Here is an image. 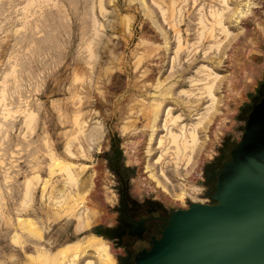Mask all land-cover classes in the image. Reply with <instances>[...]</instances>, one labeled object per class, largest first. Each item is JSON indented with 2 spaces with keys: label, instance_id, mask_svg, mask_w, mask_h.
I'll return each instance as SVG.
<instances>
[{
  "label": "rangeland",
  "instance_id": "374dc122",
  "mask_svg": "<svg viewBox=\"0 0 264 264\" xmlns=\"http://www.w3.org/2000/svg\"><path fill=\"white\" fill-rule=\"evenodd\" d=\"M228 4L239 10L226 37L213 16L221 0H0V264H69L58 250L91 234L119 264L120 175L129 200L163 213L207 203L204 174L240 141L242 114L264 87V0ZM206 68L217 75L213 104ZM163 86L174 101L154 118ZM203 114L187 162L170 135ZM82 253L74 264H99Z\"/></svg>",
  "mask_w": 264,
  "mask_h": 264
},
{
  "label": "water",
  "instance_id": "95a60500",
  "mask_svg": "<svg viewBox=\"0 0 264 264\" xmlns=\"http://www.w3.org/2000/svg\"><path fill=\"white\" fill-rule=\"evenodd\" d=\"M229 157L214 176L213 203L172 210L134 264H264V98Z\"/></svg>",
  "mask_w": 264,
  "mask_h": 264
},
{
  "label": "bare ground",
  "instance_id": "6f19581e",
  "mask_svg": "<svg viewBox=\"0 0 264 264\" xmlns=\"http://www.w3.org/2000/svg\"><path fill=\"white\" fill-rule=\"evenodd\" d=\"M240 3V2H239ZM221 4L222 6L225 8H223V10L221 11V13H216L214 12L213 13V16H214V19L215 21H217L219 24L222 25V29L225 33V36L227 37L230 33L229 30H228V27H226L225 25V21H229L231 20L234 16L237 14L236 12V9H238V7L234 8V10H230V6L228 4V0H221ZM237 6V5H236ZM201 9V8H200ZM230 10L227 14L225 11L227 10ZM239 10V9H238ZM217 11H220V10H217ZM240 12V11H238ZM162 13V12H161ZM244 14V12H242ZM240 16L241 13H238ZM212 15V14H211ZM210 15V16H211ZM244 15H247V14H244ZM200 19V18H199ZM238 19H239V16H238ZM244 20V19H243ZM199 22V21H198ZM217 23V24H218ZM230 23V22H229ZM208 24V23H207ZM216 24V23H215ZM218 24V25H219ZM219 27V26H218ZM201 37V36H200ZM170 38V37H169ZM177 38V36H176ZM186 39V38H185ZM203 39V38H202ZM184 40V39H183ZM178 42V41H177ZM185 42V41H184ZM203 43V42H201ZM217 43V42H216ZM177 44V43H176ZM180 44V43H179ZM184 44V43H183ZM189 44V42H188ZM205 44V43H204ZM209 44V43H208ZM216 45V44H215ZM180 46V45H179ZM217 47V46H216ZM208 48V47H207ZM180 49V48H179ZM182 49V48H181ZM180 49V50H181ZM179 50V51H180ZM206 50V49H205ZM211 49H209L210 51ZM217 50V49H216ZM210 53V52H209ZM188 55V54H186ZM206 55V53H205ZM189 56V55H188ZM196 56V55H195ZM207 56V55H206ZM176 58V57H175ZM194 58V57H193ZM215 58V57H213ZM218 58V56H217ZM176 61V60H175ZM192 62V61H191ZM174 67V66H173ZM176 67V66H175ZM207 69V68H206ZM171 70V69H170ZM208 70V74H206L207 76L203 79V80H207V83L205 85V92H206V95L208 96V98L211 100V103L213 104L216 100L215 98V94H214V91H215V83H216V79H217V75H215V73H213V71L211 69H207ZM191 83V82H190ZM195 84V83H194ZM158 85V84H157ZM163 85V84H162ZM159 86V85H158ZM204 86V85H203ZM160 88V87H159ZM164 88V86H163ZM161 88V92L159 94V98L157 99H154L152 102L154 104L153 106V110H152V115L154 118H156L157 116V110L159 108V105L163 104L165 101H174V97H173V93H171V89H172V86L168 87V88ZM159 90V89H158ZM200 90V89H199ZM203 90V88H202ZM175 91V90H174ZM184 93V92H182ZM187 93V92H186ZM193 95V94H192ZM186 96V95H185ZM168 97V98H166ZM188 98V97H187ZM174 103H178L177 101H175ZM187 104V103H186ZM211 104V105H212ZM162 106V105H161ZM186 106V105H185ZM152 108V107H151ZM161 110V108H160ZM208 111V110H207ZM160 115V114H159ZM166 116L167 117H170L172 121H176L178 119L181 120V116L177 115V116H173V113L171 112V109L168 108L167 111H166ZM150 117V116H148ZM206 117V114H203L201 115V117L199 118V122H197L195 125H192L189 129H187L186 127L184 128V126H179L178 125V128L180 130V134L179 135H174V134H171L173 131L169 130V134L171 136V143H173L175 145V151L177 152L176 154H180L182 155L184 153V155H186V161L189 162L192 158H193V154L195 153V147L198 145V134H197V127L201 124L202 120L205 119ZM147 118V117H146ZM159 118V117H158ZM153 119V118H152ZM148 120V119H147ZM150 120V118H149ZM156 120V119H154ZM77 121V120H76ZM75 121V122H76ZM79 121V120H78ZM148 122V121H147ZM179 122V121H177ZM82 123V122H81ZM151 123V121L149 122ZM76 124V123H75ZM77 124L81 125L80 123L77 122ZM155 124V123H154ZM172 125V123L170 124V126ZM182 125V124H181ZM77 126V125H76ZM82 126V125H81ZM153 126V125H152ZM152 126L150 125V127L152 128ZM169 126V125H168ZM78 128V126H77ZM167 129L169 127H166ZM154 129V128H153ZM155 130V129H154ZM80 131V130H79ZM153 132V130H151ZM81 132V131H80ZM168 132V130H167ZM175 133V132H174ZM153 135V134H152ZM152 138V136H150ZM166 137V136H165ZM170 138V137H168ZM173 145V146H174ZM164 151V150H163ZM184 157V156H183ZM188 164V163H187ZM70 166V169L71 168V165ZM179 168V167H178ZM69 169V168H68ZM68 176L70 179H72L73 181L70 182L72 184H75V179L77 180V178L74 177L73 175V172L69 171L68 172ZM69 180V179H68ZM69 182V181H68ZM154 183V182H153ZM78 184V183H76ZM70 185V184H69ZM141 186L144 187V188H147V183L146 182H142L141 183ZM158 186V184H157ZM82 189H84L81 185L77 186L74 188V190L69 193V198L70 199H73L75 200V198L79 195V192L82 191ZM163 190V189H162ZM164 191V190H163ZM27 192V191H26ZM187 194L184 193V191L178 195L177 197V200L181 201L182 203L184 202V199H185V196ZM92 197V196H91ZM77 199V198H76ZM74 207V206H73ZM72 207V208H73ZM72 210V209H71ZM75 211H73L74 213ZM80 212V211H79ZM74 217H75V214H74ZM76 218V217H75ZM79 218V216H78ZM80 220V219H79ZM79 220L78 223H79ZM85 225V222L82 223ZM88 224V223H86ZM79 225H81V223H79ZM18 226L20 227V229L24 230V231H27L26 229H28L29 227L33 226V223L31 220L29 219H26V220H23V219H20L18 221ZM82 226V225H81ZM81 226H78L77 228L80 229ZM89 226V225H88ZM84 227V226H83ZM32 228V227H31ZM30 228V229H31ZM84 229V228H83ZM30 230L28 229V232ZM32 231H35V230H32ZM30 231V232H32ZM27 233V232H26ZM103 238V237H102ZM100 236H97L95 234H91L88 238V240H82V241H76V242H73V243H69L68 244V248L67 249H64V250H58L57 254H59V256L61 255L62 257V254L66 255L67 252H68V263L69 264H74L75 261L77 259H79V255H81L82 252L85 253V251H92L97 259H98V262L99 264H116V261L113 257V254H112V248L110 247V245L105 241L103 240ZM86 239V238H85ZM56 254V255H57ZM83 254V253H82ZM63 255V256H64ZM57 256V258L59 257ZM41 257V256H40ZM55 257V256H54ZM53 257V258H54ZM29 258V257H28ZM46 258V257H45ZM60 258V257H59ZM57 260V259H56ZM86 264H89V262H86Z\"/></svg>",
  "mask_w": 264,
  "mask_h": 264
},
{
  "label": "flooded vegetation",
  "instance_id": "af4514ba",
  "mask_svg": "<svg viewBox=\"0 0 264 264\" xmlns=\"http://www.w3.org/2000/svg\"><path fill=\"white\" fill-rule=\"evenodd\" d=\"M250 102L247 110L242 114V119L247 121L253 106L264 98V87ZM247 114V115H246ZM246 124V123H245ZM232 145L226 143L221 151V157L215 159L211 167L204 174L207 187L214 186V176L222 165L230 160ZM121 191L119 193V205L117 207V225L113 232L115 243L122 250L119 264H134L135 258L141 251H147L153 240L160 238V232L166 224L169 213H163L161 207L147 201L129 200L126 195V184L120 175ZM205 201L213 203L211 197L205 195Z\"/></svg>",
  "mask_w": 264,
  "mask_h": 264
},
{
  "label": "trees",
  "instance_id": "16d2710c",
  "mask_svg": "<svg viewBox=\"0 0 264 264\" xmlns=\"http://www.w3.org/2000/svg\"><path fill=\"white\" fill-rule=\"evenodd\" d=\"M111 159H113L114 161H116L117 160V156L112 155L111 156Z\"/></svg>",
  "mask_w": 264,
  "mask_h": 264
}]
</instances>
